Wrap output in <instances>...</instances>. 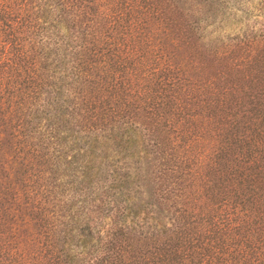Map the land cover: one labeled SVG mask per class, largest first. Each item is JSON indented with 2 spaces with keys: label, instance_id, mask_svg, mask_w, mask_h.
<instances>
[{
  "label": "trees",
  "instance_id": "trees-1",
  "mask_svg": "<svg viewBox=\"0 0 264 264\" xmlns=\"http://www.w3.org/2000/svg\"><path fill=\"white\" fill-rule=\"evenodd\" d=\"M201 1L0 0V264H264V21Z\"/></svg>",
  "mask_w": 264,
  "mask_h": 264
},
{
  "label": "rangeland",
  "instance_id": "rangeland-1",
  "mask_svg": "<svg viewBox=\"0 0 264 264\" xmlns=\"http://www.w3.org/2000/svg\"><path fill=\"white\" fill-rule=\"evenodd\" d=\"M201 6L205 38L212 42L264 21V0H207Z\"/></svg>",
  "mask_w": 264,
  "mask_h": 264
}]
</instances>
